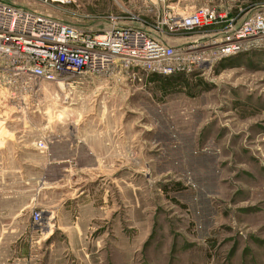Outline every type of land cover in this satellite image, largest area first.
I'll return each instance as SVG.
<instances>
[{"label": "rangeland", "instance_id": "rangeland-1", "mask_svg": "<svg viewBox=\"0 0 264 264\" xmlns=\"http://www.w3.org/2000/svg\"><path fill=\"white\" fill-rule=\"evenodd\" d=\"M3 1L93 32L113 18L151 31L156 19L154 6L138 0ZM212 1L233 15L264 5ZM126 79H96L102 88L91 90L82 80L42 82L35 92L14 86L15 96L1 94L0 121L112 118L120 142L116 155L100 159L118 170L116 204L105 209L103 186L96 203L73 209L96 218L44 227L45 216L33 223L36 206L8 201L13 218L0 215V264H264V50L196 75ZM63 225H78L80 236Z\"/></svg>", "mask_w": 264, "mask_h": 264}, {"label": "built area", "instance_id": "built-area-1", "mask_svg": "<svg viewBox=\"0 0 264 264\" xmlns=\"http://www.w3.org/2000/svg\"><path fill=\"white\" fill-rule=\"evenodd\" d=\"M138 1L154 6L151 31L113 18L109 28L93 32L0 0V102L14 86L35 92L42 82L85 77L191 76L264 50V5L233 15L212 0L198 7L186 0ZM37 147L44 149V142ZM32 220L41 226L43 212H34Z\"/></svg>", "mask_w": 264, "mask_h": 264}, {"label": "crops", "instance_id": "crops-1", "mask_svg": "<svg viewBox=\"0 0 264 264\" xmlns=\"http://www.w3.org/2000/svg\"><path fill=\"white\" fill-rule=\"evenodd\" d=\"M126 81L128 85L135 82L129 79ZM99 82L102 80L90 77L82 79L86 90L94 87L101 89ZM103 87L112 88L108 84ZM39 141L44 142V149L37 147ZM119 142L118 124L112 118L38 120L34 117L32 120H1V217L4 220L13 218L7 212L8 201L15 203V200H19L21 203V199H24L25 204L20 209L36 206L47 220L44 227L49 226L50 220H64L72 224L82 219L96 218L76 215L73 209L87 204V200L91 204L96 203L95 191L103 186L106 190L103 197L105 209L108 204H116L113 193L119 178L118 170L108 167L111 161H105V166L101 165L100 159L102 161L104 156L116 155ZM28 217L30 219V215ZM66 227L63 225V228ZM67 230V235L71 232L79 236L81 234L78 225L73 229L69 226Z\"/></svg>", "mask_w": 264, "mask_h": 264}]
</instances>
